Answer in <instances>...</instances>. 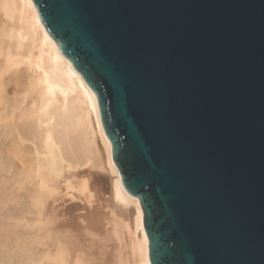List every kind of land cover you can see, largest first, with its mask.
Here are the masks:
<instances>
[{
  "label": "water",
  "instance_id": "water-1",
  "mask_svg": "<svg viewBox=\"0 0 264 264\" xmlns=\"http://www.w3.org/2000/svg\"><path fill=\"white\" fill-rule=\"evenodd\" d=\"M92 89L152 264H264V0H32Z\"/></svg>",
  "mask_w": 264,
  "mask_h": 264
},
{
  "label": "bare ground",
  "instance_id": "bare-ground-1",
  "mask_svg": "<svg viewBox=\"0 0 264 264\" xmlns=\"http://www.w3.org/2000/svg\"><path fill=\"white\" fill-rule=\"evenodd\" d=\"M0 174L34 264H152L96 96L32 0H0Z\"/></svg>",
  "mask_w": 264,
  "mask_h": 264
},
{
  "label": "rangeland",
  "instance_id": "rangeland-1",
  "mask_svg": "<svg viewBox=\"0 0 264 264\" xmlns=\"http://www.w3.org/2000/svg\"><path fill=\"white\" fill-rule=\"evenodd\" d=\"M106 179H108V177H106ZM4 194L5 193L3 190V179H2V176L0 174V199H2V200H0V264H25V263L26 264H34L33 261L31 260L32 259L31 253L33 251H32V249H30V250L28 249L29 247L32 248L33 246H30L31 245L30 244V245H28V248L27 247L25 248V247H23L24 245L21 244L22 242L20 239V229H19L20 227L19 228L17 227V226H19V223H18V221H16V214L14 211H13V213H9V212H11V210H8L9 207H7V205H6V199L4 198ZM98 196L96 198H98ZM104 204H105V202H104ZM123 216H124L125 221H127L128 224H130V226L132 227L133 226V224H132L133 223L132 211L126 212ZM124 233H123V236L125 238V243H127L126 247L128 249L129 243L127 242V238L129 241V239H131L133 237V235L129 236L128 232H124ZM125 243H123V244H125ZM122 246H124V245H121V247ZM22 248H25L24 251L22 250ZM127 249L125 248V246L123 247L124 251H126ZM27 250H28V252H27ZM121 250H122V248H121ZM123 250H122V253H123ZM127 252H129V249H128V251H126L124 253V255L126 254L127 259L128 258L130 259V253H127ZM6 253H7L8 257L5 256ZM127 254H129V255H127ZM29 255H30V257H29Z\"/></svg>",
  "mask_w": 264,
  "mask_h": 264
}]
</instances>
